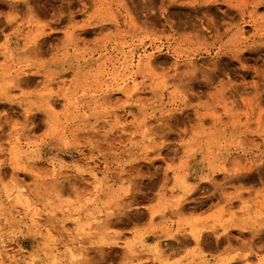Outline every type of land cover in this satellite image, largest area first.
Segmentation results:
<instances>
[{"label":"rangeland","instance_id":"rangeland-1","mask_svg":"<svg viewBox=\"0 0 264 264\" xmlns=\"http://www.w3.org/2000/svg\"><path fill=\"white\" fill-rule=\"evenodd\" d=\"M0 234V264H184V234L264 264V0H0Z\"/></svg>","mask_w":264,"mask_h":264},{"label":"crops","instance_id":"crops-1","mask_svg":"<svg viewBox=\"0 0 264 264\" xmlns=\"http://www.w3.org/2000/svg\"><path fill=\"white\" fill-rule=\"evenodd\" d=\"M215 204V202L213 203ZM213 204H203L198 202L184 203V224L195 221L197 217L208 216L214 212ZM197 235V234H196ZM207 234H200L197 238L184 234V238L177 246L173 242H169L171 247L166 255L171 260L184 259V264H199L204 260H211V257L220 256L222 249L217 245L218 239L214 236L207 239Z\"/></svg>","mask_w":264,"mask_h":264},{"label":"bare ground","instance_id":"bare-ground-1","mask_svg":"<svg viewBox=\"0 0 264 264\" xmlns=\"http://www.w3.org/2000/svg\"><path fill=\"white\" fill-rule=\"evenodd\" d=\"M194 236L197 237V235H195V234H194ZM0 239H1V236H0ZM0 244H2L1 246H3V241H1ZM0 259H1V257H0Z\"/></svg>","mask_w":264,"mask_h":264}]
</instances>
